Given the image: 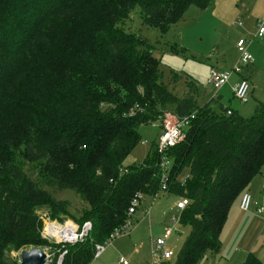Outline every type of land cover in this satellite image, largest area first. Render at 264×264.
I'll use <instances>...</instances> for the list:
<instances>
[{"label":"trees","instance_id":"trees-1","mask_svg":"<svg viewBox=\"0 0 264 264\" xmlns=\"http://www.w3.org/2000/svg\"><path fill=\"white\" fill-rule=\"evenodd\" d=\"M214 1L0 0V264H20L11 253L34 247L56 257L66 250L61 264H90L95 245L127 222L135 195L161 192L156 141L144 161L124 162L139 127L166 112L195 113L166 153V192L190 200L181 212L190 231L174 264L218 255L233 203L264 166V103L247 118L213 99L199 107L192 82L179 97L163 82L154 45L120 26L139 6L146 23L167 32L191 6ZM50 189L70 190L87 206L75 216ZM42 209L58 221L70 212L92 230L78 243H50ZM243 264L264 261L249 253Z\"/></svg>","mask_w":264,"mask_h":264},{"label":"rangeland","instance_id":"rangeland-1","mask_svg":"<svg viewBox=\"0 0 264 264\" xmlns=\"http://www.w3.org/2000/svg\"><path fill=\"white\" fill-rule=\"evenodd\" d=\"M196 9L199 8L196 7ZM200 10H197L198 12L195 14L187 12L176 26L167 32H162L159 28L146 23L140 7L135 6L131 10L129 18L121 22L120 26L125 31L135 33L154 45L156 48L155 54L159 57L160 68L163 71V82L169 90L179 97H183L189 93L187 83L192 82L197 89L195 95L199 107L213 99L212 106L222 105L224 108L237 111L243 117L250 118L254 114L257 102L264 103V67H259L260 69L253 67L252 70H249L250 63L243 71L242 74L247 77L252 86V92L246 102H241L234 96L233 87L238 80L236 75H233L230 81L220 89L209 86L207 80L210 69H231L238 62L240 57V51L237 48L239 36L235 34V30L238 31L235 27L226 29L225 24L219 23L210 10L208 12H205V9L201 10L202 12ZM242 36L243 39H246L244 38L245 35ZM250 43L248 44V50ZM249 52L252 53L250 50ZM233 60H236V62L232 66ZM174 73L178 74L176 79H173ZM169 113L166 112L163 116L166 117ZM160 131L161 122L141 125L139 127L141 141L128 156L124 166L144 161L154 142H157ZM186 176L187 170L179 175V179L185 180ZM50 191L56 198L68 201L69 210L75 216H80L82 209L87 206L79 196L70 190L50 189ZM247 191L248 187L245 192ZM179 198V196L168 192H159L156 196H145L142 207L132 218L134 226L119 236L118 239L131 234L137 229L138 233L147 237L149 254L151 253L153 257L152 240L162 237L165 229L173 228V234L167 241V246L177 254L190 231V226L182 221L181 211L174 206ZM149 210L151 211L152 224L144 215ZM69 213L68 215H60L62 220L59 221L76 222ZM38 214L44 225L47 219L52 220L47 209L40 210ZM173 215L178 219L175 225L173 222H169V216ZM43 249L47 255H50L51 261L52 259L58 261L59 256L56 257L58 252L56 249L51 250L48 247ZM261 250L263 254L260 258L264 261V241L261 242ZM21 253L22 251L13 252L11 256L20 259ZM225 258L220 259L219 257V260L217 259L214 263L211 254L208 252L196 264H234V262L227 263ZM172 260H175V257ZM171 261L166 264H174Z\"/></svg>","mask_w":264,"mask_h":264},{"label":"crops","instance_id":"crops-1","mask_svg":"<svg viewBox=\"0 0 264 264\" xmlns=\"http://www.w3.org/2000/svg\"><path fill=\"white\" fill-rule=\"evenodd\" d=\"M197 10L200 9H196V6H191L187 12L195 14L198 12ZM208 10H210L219 23L225 24L226 29L235 27L238 30L237 32L235 30V34L239 36L238 40L242 39V35H245L244 38H251L249 50L254 56V61L248 69L252 70L253 67L258 69H260L259 67H264V35L262 37H255L258 19L264 20V0H215L210 7L205 9V12H208ZM203 14L205 13L203 12ZM235 62L236 60H233L232 66ZM242 73L233 74L238 78L235 85L241 78H247ZM247 192L252 196L251 208L248 211L241 209V196L233 203L222 230L221 249L215 258L211 257L214 263L219 257L220 259L226 257L227 263L243 264L249 253H254L259 258L263 254L261 242L264 241V212H258L257 208L264 200V166L261 173L249 184ZM149 212V216L147 212L144 215L152 224V220L150 219L151 211L149 210ZM164 214L166 215L167 213ZM171 217L169 216V222H171ZM149 252L147 237L138 233L137 229H135L129 235L114 239L105 251L99 257L94 258L90 264H124L121 262L122 258L128 260V264H166L174 257L176 259L175 255H177L175 254L169 260L156 261V258L152 257ZM171 262H175V260Z\"/></svg>","mask_w":264,"mask_h":264},{"label":"built area","instance_id":"built-area-1","mask_svg":"<svg viewBox=\"0 0 264 264\" xmlns=\"http://www.w3.org/2000/svg\"><path fill=\"white\" fill-rule=\"evenodd\" d=\"M241 24V23H240ZM264 35V20L258 19L257 21V33L255 37H262ZM251 42V38L240 39L237 42V48L240 51V57L238 62L231 69H215L212 68L209 71L207 84L212 86L215 89H220L226 85L233 74H240L244 71L250 63L254 61V56L248 50V44ZM234 96L238 98L241 102H246L249 98L251 92V84L248 79L243 77L234 87ZM231 113V110L228 111V114ZM195 118V113L184 115L178 117L172 113H169L168 116L164 117L161 121V131L157 139V151L161 155L160 169H161V192H166L167 190V180L168 173L170 171L172 161L167 156V151L180 143L185 137V130L191 124V121ZM187 178V176H186ZM185 178V179H186ZM185 182V180H182ZM159 192L156 194L158 195ZM154 195V196H156ZM145 195L142 193H137L132 199L131 205L128 208V220L125 225L121 228H116L107 240L103 243H97L95 245V255L94 258H97L105 251L107 246L112 243V241L119 236L123 235L129 228L134 226L132 220L133 216L136 214L137 210L142 206L143 199ZM190 203V200L185 197H180L176 202L175 207L179 211H183ZM252 205V196L249 192H244L241 196L240 207L243 211H248ZM258 212H264V200L259 204L257 208ZM150 212H147L149 216ZM177 217L173 215L171 217V222L174 225L177 223ZM68 222H71L73 226L67 227ZM92 223L86 221L83 225H79L74 221H64L60 222L58 220L47 219L45 222L42 236L44 239H47L50 243H78L81 242L89 235L92 230ZM72 233V238L70 240H60L58 238V230L62 231L67 229ZM173 234V228H167L162 237H159L153 241V257L156 258V261L160 260H169L174 255L175 252L168 248L167 241ZM67 251H62L59 254L57 264H61L63 257ZM176 256V255H175ZM48 255L47 264L51 262V257ZM121 262L128 264V260L121 259Z\"/></svg>","mask_w":264,"mask_h":264},{"label":"water","instance_id":"water-1","mask_svg":"<svg viewBox=\"0 0 264 264\" xmlns=\"http://www.w3.org/2000/svg\"><path fill=\"white\" fill-rule=\"evenodd\" d=\"M48 255L43 248L34 247L29 250L22 251L20 254V264H47Z\"/></svg>","mask_w":264,"mask_h":264},{"label":"bare ground","instance_id":"bare-ground-1","mask_svg":"<svg viewBox=\"0 0 264 264\" xmlns=\"http://www.w3.org/2000/svg\"><path fill=\"white\" fill-rule=\"evenodd\" d=\"M71 226H73V224L71 222H68L67 227ZM57 235L60 240H70L72 238V233L68 230V228L62 231L58 230Z\"/></svg>","mask_w":264,"mask_h":264}]
</instances>
